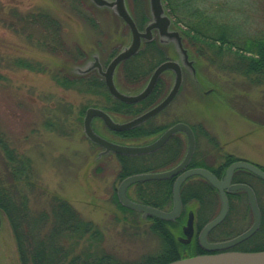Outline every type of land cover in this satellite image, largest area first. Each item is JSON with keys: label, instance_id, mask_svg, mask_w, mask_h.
Here are the masks:
<instances>
[{"label": "rangeland", "instance_id": "obj_1", "mask_svg": "<svg viewBox=\"0 0 264 264\" xmlns=\"http://www.w3.org/2000/svg\"><path fill=\"white\" fill-rule=\"evenodd\" d=\"M200 1L198 4L209 5L211 10L219 8L221 13L233 12L242 17L249 11L246 22L255 20V24V18L259 17L258 6L264 10V0ZM223 3L227 6L224 9L221 8ZM161 4L163 15L170 18L169 31H178L163 0ZM124 5L139 30L143 31L152 21L150 0H124ZM248 5L251 11L247 9ZM38 11L59 20L63 44L69 48L78 45L89 53V59L76 67L79 72L97 70L91 68L95 57L104 69L115 54L131 43L129 27L110 4L97 5L92 0H0V59L4 66H8L0 67V157L4 156L2 148L7 145L19 158L26 156L30 159L35 185L29 202L34 210L41 211L51 197L57 196L68 201L83 219L90 220L100 229L103 240L92 245L90 252L105 250L118 259L141 262L158 252L161 244L157 235L148 230L146 216L140 211L136 214L124 212L118 206L117 187L123 178L117 177L119 162L116 153L103 152V148L84 133L85 111L91 106L100 108L98 97L59 86L51 73L60 67L62 55L38 48L36 37L39 32H32L30 28L21 31L19 24L16 31L8 27L10 22H17L20 15ZM152 36L170 48L171 53L165 60L181 62L183 71L177 94L153 117L154 121L169 126L182 121L192 126L195 134L192 157L200 167L218 168L225 164L227 156H232L264 168V125L245 116L264 118V84L255 85L239 74L218 71L201 58L198 63L189 57L192 66L182 63L173 37L160 35L157 28L152 29ZM16 58L25 59L46 71L7 65ZM122 70L119 69L121 73ZM167 71L163 78L165 93L174 81V72ZM117 86L121 90L125 88V91L120 90L123 93L134 94L145 85L133 87L118 79ZM92 127L98 135L120 143L99 117L92 118ZM158 135L149 136L147 142ZM174 135L179 140L178 148L170 144L167 151L149 160L150 164L162 166L168 161L165 170L183 158L188 145L187 136L182 131ZM2 167L0 161V171ZM195 179L192 188L201 194L203 209L199 199L189 200L180 215L186 222L188 210L185 209L190 208L197 219L199 214L202 221H210L220 211V197L199 177H190L189 182ZM247 180L259 205L264 207V180L253 174ZM133 192V187L127 191L132 200ZM239 194L231 199L227 220L222 224L225 226L231 221L232 230L226 233L220 225L212 236H231L252 223L253 214L247 197L243 191ZM171 207L168 201L164 210ZM56 237L66 246L76 242V253L83 252L88 245L85 240L67 242L65 234L58 233ZM188 250L197 251L195 248ZM151 262V258H146L143 264ZM0 264H18L15 237L4 214L0 215Z\"/></svg>", "mask_w": 264, "mask_h": 264}, {"label": "trees", "instance_id": "obj_2", "mask_svg": "<svg viewBox=\"0 0 264 264\" xmlns=\"http://www.w3.org/2000/svg\"><path fill=\"white\" fill-rule=\"evenodd\" d=\"M198 1L163 0L173 18V24L178 28L188 58L191 57L198 63L202 59L218 71L239 74L255 85L264 84V10L261 11L258 6L259 17H254L255 24V20L246 22L249 19V11L241 17L233 12L221 13L219 8L211 10L209 5H200ZM225 7L227 6L224 3L221 4V8ZM247 7L251 11L250 5ZM12 15L17 19L15 12ZM18 24L21 31L30 28L32 32H39L40 35L36 37L38 48L52 54L62 55L63 61L60 67L51 73L54 81L63 88L97 96L98 106L115 121L123 122L142 113L159 102L166 94L163 78L169 71L162 74L146 98L135 103L123 102L108 92L102 76L96 69L85 72L76 70V67L89 59V53L78 45L69 48L63 44L61 24L58 19L49 13L38 11L20 15L17 22H10L8 27L16 31ZM168 53H171L170 48L158 37L142 40L138 51L117 65L114 72L116 86L118 79L133 87L144 86L153 69L168 58ZM197 62L195 68L197 67L198 70ZM7 65L46 71L36 64L19 58ZM0 67L8 66H4L0 59ZM120 68L123 69L122 73L119 71ZM117 88L121 90L118 86ZM122 90L125 91V88L122 87ZM245 116L249 120L264 125V118L252 117L249 114ZM167 127L169 125L157 124L152 117L130 129L108 130L119 139L120 143L142 145L151 142H147L149 136L158 133L160 135ZM170 144L178 148L179 140L176 139V135L172 136L161 148L150 153L116 154L119 162L117 177L124 178L134 173L163 170L168 161L162 166H157L150 164L149 160L156 159L165 150L167 151ZM2 151L5 154L0 157L3 166L0 171L2 172L0 173V215L4 214L9 220L16 241L18 264H143L146 258H151L150 264H165L187 255L203 252L198 247L196 252L184 251L182 244L177 241L176 231L185 222L181 215L176 220H164L146 215V219L149 220L148 230L157 235L161 248L141 262L121 260L105 250L94 249L95 251L90 252L92 245L100 244L103 240L100 229L90 220L83 219L68 201L57 196L51 197L47 207L41 211L34 210L29 202L30 192L34 190L35 185L32 180L33 175H31L30 159L26 156L19 158L7 145H4ZM234 160L232 156H227L224 167L212 168L210 166L207 169L217 177H221L226 167ZM196 166H199L198 162H194L192 157L189 167ZM250 175L252 173L247 170L237 169L233 180L251 185L247 180ZM195 181L196 179L185 184L187 189L185 185L181 188L182 204L184 206L189 200L199 199L203 209L201 194L192 188ZM205 182L213 188L206 180ZM20 183L24 188L19 185ZM172 184L173 177L135 182L127 188L126 194L130 198L127 191L133 187V200L164 209L168 201L172 204ZM210 188L206 189V192ZM239 192L228 193V200L231 202L233 197H238ZM118 206L124 212L129 211L136 214L135 210L119 202ZM185 210H190V208ZM183 214H186V211ZM198 218H200L199 214ZM58 233L67 235L65 239L67 242L73 239L85 240L88 245L83 248V252L76 253L74 250L76 242L67 246L60 243L56 237Z\"/></svg>", "mask_w": 264, "mask_h": 264}, {"label": "water", "instance_id": "obj_3", "mask_svg": "<svg viewBox=\"0 0 264 264\" xmlns=\"http://www.w3.org/2000/svg\"><path fill=\"white\" fill-rule=\"evenodd\" d=\"M92 1L97 5H113L116 13L127 24L131 32L130 45L124 50L115 54L104 69L101 63L98 61L97 57L94 58L93 66L91 67L97 68L98 73L104 79V83L108 92L113 97L126 103H135L146 98L153 90L161 74L166 70H172L174 72V81L170 90L158 103L145 110L144 112L134 116L133 118L123 122L113 120L111 116L101 108L93 106L88 107L85 111V116L83 119V130L85 135L92 142L101 146L103 148V152L105 153L114 152L116 154L128 155H137L153 152L163 146L174 133L179 131L184 132L188 139V145L185 155L183 156L181 161L172 168L162 171L139 172L124 177L117 187V197L119 202L130 209L140 211L143 216L150 215L161 219L172 220L175 219L181 213V184L185 181V179L190 176H202L214 188L218 190L221 200V208L219 213L204 225L199 234V240L201 242V245L205 250H207V252L181 257L165 264H264V249L256 251L228 250L230 247L243 241L252 233H254L260 221V212L257 206V199L254 190L250 185L246 183H232L233 173L236 169L239 168L246 169L261 178L262 180H264V169L254 163L241 159L231 162L225 169L221 178H218L210 170L204 167L186 168L189 164V161L191 160L195 149V135L192 128L185 122L181 121L169 126L152 142L143 145H128L116 143L98 135L93 130L91 125V120L93 117H99L103 121L105 126L114 131L130 129L161 112L177 94L182 83L183 71L181 62L176 60H164L160 62L151 72V75L147 80L145 86L137 93H123L115 86L113 79L115 68L119 63L133 56L138 51L142 39L149 40L152 38V29L157 28L159 34L165 35L167 36V38L173 37L175 39V44L179 49L182 63H188L192 66V62L189 61L187 50L183 47L179 32L176 30L169 31L168 27L170 23V18L166 15H163V7L161 4V0H150L152 5L151 15L153 19L146 25L143 31L139 30L135 21L127 11L124 5V0H112L111 2H107L106 0ZM175 175H177V177L175 178L172 185V207L168 211L138 201H134L126 195L127 187L135 182L161 180ZM236 190H243L245 192L248 203L254 214L253 224L246 231L240 233L239 235L231 239L219 242L205 241V237L208 232L216 225H218L224 219L227 213L228 200L226 196V191ZM183 234L185 237L184 241L190 239L193 234L192 211L189 212L186 223L183 226Z\"/></svg>", "mask_w": 264, "mask_h": 264}, {"label": "flooded vegetation", "instance_id": "obj_4", "mask_svg": "<svg viewBox=\"0 0 264 264\" xmlns=\"http://www.w3.org/2000/svg\"><path fill=\"white\" fill-rule=\"evenodd\" d=\"M177 175L173 176V181L175 180ZM189 179L190 178H187L183 182L182 187L189 182ZM232 182H235L233 180V178H232ZM228 193H230V191H228L226 194H228ZM227 199H228V197H227ZM257 206H258L259 212H260V221H259L257 229L255 230L254 233H252L246 239H244L243 241H241V242L237 243L236 245L230 247L228 250L256 251V250H263L264 249V207L259 205L258 200H257ZM230 207H231V202L228 200V210H227V213H226L224 219L218 225H216L214 228H212L208 232V234L205 237V241H207V242H219V241H224V240L231 239V238L239 235L240 233L246 231L253 224V222H254V214H253V211L251 209L252 214H253V221L246 229H244V230H242V231H240V232H238V233H236L234 235H231V236H229V234L227 236H225V237H220L219 235L212 236L213 232H216V229L220 225L225 224L224 222H226V220H227L228 213L230 211ZM249 207H250V205H249ZM182 210H183V207H182ZM189 211H193V209L188 210V212ZM234 217H236V216L234 215ZM173 220H176V218L173 219ZM201 222H202V219H199V218L197 219L196 216H195V212H194V216H193V234H192L191 238L188 239L187 241H184L185 237H184V234H183V226H184L185 222L183 224H181L180 228L176 231L177 232L176 239H177V241L180 244H182L184 251H187L188 249H192V248L196 249L198 247L201 251L207 252V250H205L203 248V246L201 245V242L199 240L200 231L202 230L204 225L207 223V221L206 222L203 221V223H201ZM231 223L232 222L230 221V223H228L227 225H225V226L222 225L223 226V228L221 227L222 230L223 231L225 230L226 233H229L230 232L229 230H232L230 228V224Z\"/></svg>", "mask_w": 264, "mask_h": 264}]
</instances>
